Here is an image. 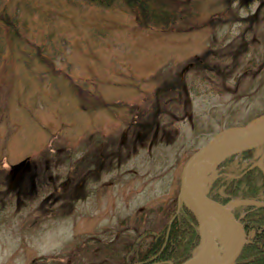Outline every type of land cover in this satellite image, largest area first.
I'll return each mask as SVG.
<instances>
[{"label": "rangeland", "instance_id": "1", "mask_svg": "<svg viewBox=\"0 0 264 264\" xmlns=\"http://www.w3.org/2000/svg\"><path fill=\"white\" fill-rule=\"evenodd\" d=\"M197 1V26L178 32L143 28L121 7L84 0H0V169L17 164L24 174L11 179V204L0 207V264H116L103 245L135 240L149 226L156 206L178 191L186 157L217 132L264 114V0ZM213 14L222 15L218 25L208 22ZM198 56L199 65L190 61ZM169 67L185 85L162 114L165 127L132 135L122 116ZM95 134L104 137L85 141ZM92 147L93 161L80 164L85 181L75 160ZM104 151L112 152L109 165ZM41 177L75 192L70 219L52 212L60 197L39 208L51 190L28 200L33 194L23 191Z\"/></svg>", "mask_w": 264, "mask_h": 264}, {"label": "trees", "instance_id": "2", "mask_svg": "<svg viewBox=\"0 0 264 264\" xmlns=\"http://www.w3.org/2000/svg\"><path fill=\"white\" fill-rule=\"evenodd\" d=\"M84 1L104 7H121L135 18L139 26L144 28L155 27L166 30L174 28L178 32H187L192 27L197 26L196 22L201 15L197 0ZM233 2H236V0H220V3L225 6ZM228 10L227 7V11L224 12L229 13ZM221 18L222 15L213 14L208 22L211 25H218V21ZM227 48L230 47L227 46L222 51ZM36 52L37 54L39 53L38 50ZM212 53L211 51L203 53L204 55H201L202 60L206 61V58H208L207 54ZM230 53L228 54L230 55ZM197 58L199 56L192 58L190 61H196V65H199L197 61L200 60ZM231 58L232 56H230L229 61L236 62V60H231ZM230 67V65H227L223 68L226 69L225 71H229ZM171 73L173 75H170ZM227 74L228 72H226L225 77ZM220 78H223V75ZM148 82L152 85V89L144 91L140 100L128 107L129 114L124 118V122L131 127L128 129L132 135L134 133L133 129L136 127L145 131V133H148V130L154 132L155 128H157L156 131L160 130L161 132L165 127L161 123L162 114L167 112L168 105L172 102L171 99H174L185 85V82L181 79L179 80L176 72L171 67L163 68L157 75L151 76ZM85 141L87 143L91 141L93 145L96 139L86 137ZM89 148L87 147V149ZM93 149L94 147L88 151L85 150V156L77 157L75 160L76 164L74 166L76 167L74 172L77 178L85 177L83 173H79L81 171L80 167L89 165L93 161ZM99 150L97 148V152ZM108 153L111 154L112 152L108 151ZM108 153L104 151L102 158L107 165H109L107 162L109 159ZM252 155L253 152H247L239 155L238 158L241 161H247ZM233 159H226L218 165L219 173L224 174L214 181L210 191L211 195L222 203L237 197L258 199L260 195L263 196L264 172L259 168L249 170L250 165H246L243 168L240 165L232 167ZM43 166L42 164L41 167ZM100 170H103V168H101L99 163L97 172ZM89 177L90 175H86L85 181ZM220 190H222V193L219 192ZM74 193L60 188L59 196L64 200V203L54 210L57 217H65L71 214L72 207L75 205ZM177 193L169 200L156 206L157 209L153 212V218L148 221L149 226L143 229L135 240H124L123 243H120L119 240L114 241L112 244L105 243L103 245L106 250L105 256L115 261L116 264H178L189 258L199 243L198 222L186 205L183 203L179 206L177 205ZM241 213H244L241 222L247 230L248 237L235 264H264V206L246 205L234 210V214L237 217ZM135 219L139 220L138 217Z\"/></svg>", "mask_w": 264, "mask_h": 264}, {"label": "water", "instance_id": "3", "mask_svg": "<svg viewBox=\"0 0 264 264\" xmlns=\"http://www.w3.org/2000/svg\"><path fill=\"white\" fill-rule=\"evenodd\" d=\"M236 129L239 135L225 136L223 135L225 132L218 134L193 152L181 166L179 198L188 199L198 213L211 212L212 229L207 243L199 246L189 259L179 264H216L208 261V256L225 231H232L234 244L230 253L218 264H234L243 249L244 226L227 206L215 200L189 176L191 168L200 160L210 159L212 164L216 165L231 156L249 151L261 150L257 163L253 165V167H261V162L264 160V116Z\"/></svg>", "mask_w": 264, "mask_h": 264}, {"label": "bare ground", "instance_id": "4", "mask_svg": "<svg viewBox=\"0 0 264 264\" xmlns=\"http://www.w3.org/2000/svg\"><path fill=\"white\" fill-rule=\"evenodd\" d=\"M225 136H237L239 131L237 129H229L223 134ZM213 169V164L210 159H203L197 162L189 171V176L202 188L206 189L207 182L211 180L209 172ZM186 203L197 213L199 220L201 221V245L204 246L210 236L212 223L210 221L212 217L211 212H200L198 213L191 202L186 199ZM243 201L236 200L230 204L235 207L242 204ZM234 244V235L232 231H225L221 237L220 242L217 243L211 250L208 261L213 263H220L231 251Z\"/></svg>", "mask_w": 264, "mask_h": 264}, {"label": "flooded vegetation", "instance_id": "5", "mask_svg": "<svg viewBox=\"0 0 264 264\" xmlns=\"http://www.w3.org/2000/svg\"><path fill=\"white\" fill-rule=\"evenodd\" d=\"M45 163H50V161L46 160ZM34 169L37 170L36 166L34 167ZM43 172H44V170H43ZM31 173H33V171H31ZM31 173H30V175H32V177H35L37 175V173H35V172H34V174H31ZM46 173H48V171H46ZM40 174L43 175L41 167H40ZM1 175L2 174H0V177H1ZM2 183H3V185L7 184V188L6 189L3 188V190H1L2 192L0 191V197L2 198V199L0 198V205H1V207L4 206L3 208H5L7 206H10V204H11V199H10V194H9V188L11 187V184H10L11 181H10L9 176L6 173H3ZM37 183H39L40 188H43L45 185H49V183H53V184L55 183L56 184L55 180L54 181H48L47 184H43V178L42 177L39 181H37ZM37 183H35V185H37ZM53 190L54 191H50L47 194V196H46L47 201L46 202H48L49 198H51V197H52V199L58 198V189L53 188ZM23 192H24V194L31 193V191H23ZM41 207L44 208V206H41Z\"/></svg>", "mask_w": 264, "mask_h": 264}]
</instances>
